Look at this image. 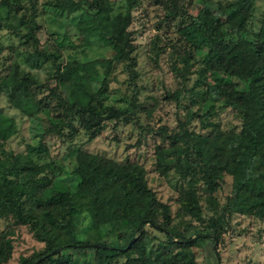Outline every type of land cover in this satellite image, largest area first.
<instances>
[{
	"label": "trees",
	"instance_id": "1",
	"mask_svg": "<svg viewBox=\"0 0 264 264\" xmlns=\"http://www.w3.org/2000/svg\"><path fill=\"white\" fill-rule=\"evenodd\" d=\"M134 1L53 0L41 5L42 11L47 7L58 13L79 11L76 28L80 37L93 38L112 49V57L105 60L99 74L95 71L98 61L78 71L73 58L59 61L57 54L36 48L31 36L36 0H23L29 3L25 12L26 6L19 0H0V21L16 20L17 27L25 28L21 37L32 41V50H25L20 62H12L0 77V94L21 116L44 114L53 124L46 132L55 136L61 135L63 128L71 129L75 121L89 137L102 130L105 121L120 118L128 122L131 114L104 106L100 96L106 92L111 65L130 59L127 27ZM252 8L253 0H232L224 5L202 2L197 13L187 16L179 27L188 48L200 56L197 75H219L203 87L190 89L205 110L203 116L210 115L211 105L217 103L234 109L240 122L237 131L224 136L219 132L196 134L181 123L167 134L162 131L166 147H157L154 152L159 174L171 170L180 183L177 215L200 219V194L207 206L219 208V218L209 219L206 226L187 223L183 232H177L170 225L168 208L146 186L137 164L112 162L107 175L85 183L80 158L98 157L76 148L69 181H65L57 178L62 171L30 159L32 154L46 152L42 144L26 145L24 152L16 154L4 150L1 144L14 133V124L0 113V217L9 216L12 223L27 226L35 240L43 243V250L33 253L26 264H192L190 248L203 237L217 242L228 215L264 220V11L251 39L239 36L246 30ZM45 63L54 68L55 84L49 95L59 102L52 117L47 104L35 98L36 80L29 72ZM56 89L64 91L63 96H56ZM227 149L231 169L214 168L213 160L222 159ZM226 175L231 183L224 203L218 205L212 195ZM79 215H85L88 222L84 240L74 238ZM197 228L211 229V233L183 235ZM122 235L128 236L123 246L103 242ZM131 238L129 247L122 251ZM86 244L96 247L86 248ZM10 248L9 240L0 234V264L7 260ZM120 257L123 261L118 263Z\"/></svg>",
	"mask_w": 264,
	"mask_h": 264
},
{
	"label": "rangeland",
	"instance_id": "2",
	"mask_svg": "<svg viewBox=\"0 0 264 264\" xmlns=\"http://www.w3.org/2000/svg\"><path fill=\"white\" fill-rule=\"evenodd\" d=\"M19 1L26 6L25 12L29 3ZM49 1L53 0H36L34 28L31 33L36 48L44 50L46 54H57L59 61L73 58L78 71H82L85 65L98 61L95 71L100 74L105 60L112 57V49L93 38L80 37L76 28V15L79 11L58 13L49 7L42 11L41 5ZM114 1L116 3L123 0ZM230 1L232 0H135L130 7V23L127 27L131 46L130 59L111 65L106 92L100 96L104 106H112L126 115L131 114L130 120L126 123L120 118L105 121L102 130L93 137H89L88 132L75 121L71 129L63 128L61 135L55 136L46 132L53 129V124L44 114L21 116L0 94V113L10 117L14 124V133L2 142V148L16 154L24 152L26 145L42 144L46 152L32 154L30 159L36 164L49 163L55 170L62 171L57 178L65 181H69L75 162L73 150L76 148L91 156L106 159L80 158L85 183L107 175L113 168L112 162L134 163L142 168L146 186L155 198L168 208L170 225L177 232H183L187 223L206 226L209 219H218L219 208L213 210L207 206L201 194V199L198 200L200 219L192 220L177 215L176 200L180 183L171 170L159 174L154 163V152L157 147H166V139L161 137L162 131L167 134L181 123H184L186 130L200 135L219 132L224 136L238 130L240 122L237 113L230 107L223 108L214 103L211 105V114L203 116L205 110L200 108L190 89L203 87V84L211 83L219 75H197L200 56L194 55L193 50L188 48L179 28L187 20V16L197 13L202 2L224 5ZM263 11L264 0H253L252 16L246 30L239 33L240 37L251 39L259 26ZM0 22L1 77L12 62H20L25 50H32V41H25L21 37L25 28L17 27L16 20L11 23L3 20ZM21 68L26 70V67ZM53 69L45 63L40 68L29 71L36 80L35 98L47 104L51 117L55 112L53 108L57 109L59 103L49 95V89L54 88L55 84ZM55 93L56 96H63L64 91L56 89ZM229 151L227 149L222 159L213 160L212 166L229 171ZM223 181V185L212 195L218 205L224 203L231 183L227 175ZM74 226V238L84 240L88 231L86 216L79 215ZM193 232L208 235L211 229L197 228L186 231L183 235L187 237ZM0 234L9 240L11 246L7 260L2 264H26L33 253L43 250V243L35 240L28 227L12 223L9 216L0 217ZM151 235L161 238L155 232H151ZM127 240L128 236L122 235L121 238L108 237L103 242L120 247ZM190 250L192 264H216L214 250L219 264H264V220L252 215L232 213L228 215L227 224L217 242L212 243L210 239L203 237ZM122 261L123 257L117 260L118 263Z\"/></svg>",
	"mask_w": 264,
	"mask_h": 264
},
{
	"label": "water",
	"instance_id": "3",
	"mask_svg": "<svg viewBox=\"0 0 264 264\" xmlns=\"http://www.w3.org/2000/svg\"><path fill=\"white\" fill-rule=\"evenodd\" d=\"M132 241H133V238H131V239L128 241V243L126 244V246H125L123 249H121V250H122V251L126 250V249L129 247V245L131 244ZM84 247H86V248H94V247H96V245H94V244H86V245H84ZM214 254H215L216 262H217V264H218V259H217V255H216L215 250H214Z\"/></svg>",
	"mask_w": 264,
	"mask_h": 264
}]
</instances>
